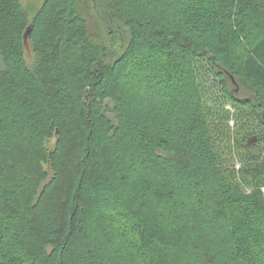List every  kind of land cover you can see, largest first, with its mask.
<instances>
[{
  "label": "trees",
  "instance_id": "1",
  "mask_svg": "<svg viewBox=\"0 0 264 264\" xmlns=\"http://www.w3.org/2000/svg\"><path fill=\"white\" fill-rule=\"evenodd\" d=\"M104 1L0 0V264H264V0Z\"/></svg>",
  "mask_w": 264,
  "mask_h": 264
},
{
  "label": "rangeland",
  "instance_id": "2",
  "mask_svg": "<svg viewBox=\"0 0 264 264\" xmlns=\"http://www.w3.org/2000/svg\"><path fill=\"white\" fill-rule=\"evenodd\" d=\"M42 1L43 0H20V3L23 9L29 15H32ZM107 6L108 3L104 0H79L78 10L86 19L90 37L106 48L107 56L104 58V62H106V64H111L116 57L126 52L130 45L131 35L126 20L116 18L110 21V10ZM257 31L263 33L264 24H260ZM143 50L144 49H140V51L134 53L138 56L130 63V66L121 78V83L125 85L130 82H137L141 84V89L144 92H156L158 89L151 84L150 81L146 83L145 77L141 72L145 71L146 68L151 71H158L159 67H156L151 60H148ZM26 59L29 63L32 61V53L28 46L26 47ZM165 85H169L168 88L169 90L171 89L170 84ZM160 90H163V88Z\"/></svg>",
  "mask_w": 264,
  "mask_h": 264
},
{
  "label": "water",
  "instance_id": "3",
  "mask_svg": "<svg viewBox=\"0 0 264 264\" xmlns=\"http://www.w3.org/2000/svg\"><path fill=\"white\" fill-rule=\"evenodd\" d=\"M27 34H28V32L25 34V36H24V39L26 40L27 39Z\"/></svg>",
  "mask_w": 264,
  "mask_h": 264
}]
</instances>
